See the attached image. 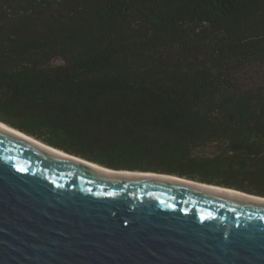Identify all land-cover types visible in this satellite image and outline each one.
Masks as SVG:
<instances>
[{"label":"trees","instance_id":"trees-1","mask_svg":"<svg viewBox=\"0 0 264 264\" xmlns=\"http://www.w3.org/2000/svg\"><path fill=\"white\" fill-rule=\"evenodd\" d=\"M0 122L264 197V0H0Z\"/></svg>","mask_w":264,"mask_h":264},{"label":"water","instance_id":"water-1","mask_svg":"<svg viewBox=\"0 0 264 264\" xmlns=\"http://www.w3.org/2000/svg\"><path fill=\"white\" fill-rule=\"evenodd\" d=\"M0 264H264V201L105 173L0 129Z\"/></svg>","mask_w":264,"mask_h":264},{"label":"bare ground","instance_id":"bare-ground-1","mask_svg":"<svg viewBox=\"0 0 264 264\" xmlns=\"http://www.w3.org/2000/svg\"><path fill=\"white\" fill-rule=\"evenodd\" d=\"M0 129L3 130V131H7L9 133H12L14 135H17L21 138H24L26 140H29L31 141L32 143L42 147L43 149H45L46 151L48 152H51L53 154H56V155H59L61 157H66V158H69V159H72V160H75V161H79L81 163H86L87 165H90L100 171H103L105 173H109V174H121V175H129V176H132V175H137V176H156V177H166V178H170V179H176L178 181H181V182H185V183H189V184H192V185H196L198 187H202V188H205V189H209V190H212V191H217V192H222V193H228V194H232V195H237L239 197H246V198H250V199H256V200H259V201H264V198H260V197H256V196H250V195H247L245 193H242L240 191H236V190H231V189H227V188H223V187H217V186H214V185H208V184H203V183H199V182H196V181H191V180H186V179H182V178H178V177H173V176H166V175H159V174H155V173H144V172H131V171H117V170H111V169H108V168H105V167H102L101 165H98V164H95V163H91V162H87L85 160H83L82 158H78V157H75V156H72L71 154H67L59 149H55L51 146H48V145H45L44 143H41L40 141H37L35 139H33L32 137L30 136H27L25 135L24 133L22 132H19L17 130H15L14 128L0 122Z\"/></svg>","mask_w":264,"mask_h":264},{"label":"rangeland","instance_id":"rangeland-1","mask_svg":"<svg viewBox=\"0 0 264 264\" xmlns=\"http://www.w3.org/2000/svg\"><path fill=\"white\" fill-rule=\"evenodd\" d=\"M124 171H128V170H124ZM131 172H141V171H131ZM144 173H153V172H144ZM165 175V174H164ZM232 190V189H231Z\"/></svg>","mask_w":264,"mask_h":264}]
</instances>
